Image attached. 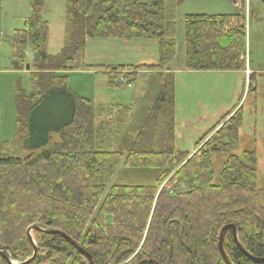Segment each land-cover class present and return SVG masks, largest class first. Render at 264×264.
I'll use <instances>...</instances> for the list:
<instances>
[{"label": "trees", "instance_id": "obj_1", "mask_svg": "<svg viewBox=\"0 0 264 264\" xmlns=\"http://www.w3.org/2000/svg\"><path fill=\"white\" fill-rule=\"evenodd\" d=\"M29 1L32 16L10 38L13 70H23L33 51L31 92L19 84L15 96V136L26 155L14 154L8 143L0 146V252L13 260L31 258L28 230L38 226L65 234L95 264H226L219 237L225 226L235 225L244 249L264 258V186H258L257 154L232 155L241 110L201 138L195 153L178 151L175 82L169 74L125 157L113 146L130 109L95 107L68 87L64 72L94 71L115 87L121 71L129 70L132 81L140 72L165 71L176 55L179 0H64V45L55 56L49 54L44 1ZM244 10L241 0L236 14L185 17L187 71L246 70ZM88 38L156 40L160 59L153 66L115 70L89 65ZM1 48L0 40V58ZM252 83L251 76V88ZM215 155H227L218 184ZM121 165L154 174L153 184L110 186ZM32 235L38 254L31 264H90L59 234ZM223 248L232 264H258L237 247L231 229ZM0 262L7 264L1 256Z\"/></svg>", "mask_w": 264, "mask_h": 264}, {"label": "rangeland", "instance_id": "obj_2", "mask_svg": "<svg viewBox=\"0 0 264 264\" xmlns=\"http://www.w3.org/2000/svg\"><path fill=\"white\" fill-rule=\"evenodd\" d=\"M43 1L42 18L50 25L49 54L55 56L61 52L64 45L66 2ZM234 1L179 0L177 5L176 55L172 61L174 70L178 71L174 76L176 149L184 152L192 151L193 148H197L196 142L207 133L204 128L216 127L228 109L231 111L228 119L241 110L243 123L238 131L239 144L234 148L232 155L242 156L243 152L249 151L250 148L256 151L258 186L262 187L264 186V0H257L251 6L246 5L244 10L247 32L246 68L252 71L254 82L252 88L248 71L246 74L243 71L189 72L185 68V17L189 14H231L238 10ZM0 11L3 17V23L0 25L2 42L0 70L4 71L5 68L12 69L11 35L15 30L24 28L25 21L32 16V8L29 0H4L3 6L0 4ZM159 59L160 47L156 40L90 38L86 40L85 62L89 65L120 66L118 64L123 62L137 64L142 60L157 64ZM32 67L33 51L30 49L27 53L26 66L21 70L24 75L17 76L16 80L14 77L0 78V146L5 143L10 144L14 154L20 156L26 153L20 151L19 141L15 136V97L13 98L12 95H14L13 88L19 84L27 94H30L31 77L28 73L32 71ZM13 72L17 73L16 70ZM129 72V70L119 72L120 78H127ZM67 73H71L68 76L69 89L81 98L90 99L95 107L125 106L130 109L132 116L129 126L126 124L119 130V134L123 136L121 144L113 146V151H119L126 157L150 107L158 97L163 78L155 74L139 73L132 81V87L128 88L119 86L117 82L115 87H110L108 78L94 71L77 70ZM226 158L227 155L213 157L216 169L215 184L219 183L221 167ZM153 175L148 171L130 172L121 165L110 186L152 185ZM12 261L23 262L13 259Z\"/></svg>", "mask_w": 264, "mask_h": 264}, {"label": "crops", "instance_id": "obj_3", "mask_svg": "<svg viewBox=\"0 0 264 264\" xmlns=\"http://www.w3.org/2000/svg\"><path fill=\"white\" fill-rule=\"evenodd\" d=\"M255 1H257V0H245V6L246 5H252V4H254V2ZM240 2H241V0H235L234 1V4H235V7L238 9L236 12H234V13H231V14H236L238 11H239V9H240ZM3 3H4V0L2 1V0H0V4H1V6H3ZM231 14H226V13H224V14H217V15H207V16H220V15H231ZM189 15H191V14H189ZM195 15H197V14H195ZM198 15H205V14H198ZM3 23V17H2V13H1V11H0V25ZM49 43H50V41H49ZM158 64V63H157ZM157 64H155V63H147V62H144L143 60L141 61V62H139V63H137V64H130V63H125V62H123V63H121V64H118V65H120V66H133V67H139V66H153V65H157ZM97 66H105V65H97ZM247 66V65H246ZM105 67H109V68H112V69H116L117 67H119V66H105ZM184 70H181V72H183ZM247 71H249V73H250V75H249V77H251L252 76V71H251V69L249 68V69H247L246 68V70L245 71H243V72H245V74L247 73ZM33 73H35L33 70L30 72V73H28V74H30V77H31V74H33ZM140 73H147V74H149V75H152V74H155V75H159L161 78H163V81H164V79L166 78V76H168L169 74H173L174 76H175V73H178V71L177 70H174V68H173V62L171 63V64H169V65H167V67H166V69H165V71H163V72H155V71H152V72H140ZM64 74H66V75H68L69 76V74H71V73H67V72H64ZM19 75H24V72H22L21 70H19V71H17V73L16 72H13V70L12 69H9V68H5V70L4 71H1L0 70V78H2V77H14L15 79L14 80H16V77L17 76H19ZM139 75V74H138ZM21 80V79H20ZM19 82V81H18ZM30 82H31V79H30ZM174 82H175V80H174ZM17 83V82H16ZM160 86H161V89H162V86H163V83H162V81H161V83H160ZM12 88H13V86H12ZM161 89H160V91H161ZM13 90H14V95H12V97L14 98L15 97V91H16V86L13 88ZM25 90V89H24ZM175 91H176V89H175ZM160 93V92H159ZM159 93H158V95H159ZM175 95H176V92H175ZM12 98V99H13ZM175 105H176V102H175ZM13 106H14V101H13ZM105 107V106H104ZM106 107H108V106H106ZM122 107H125V106H122ZM153 107V106H152ZM152 107H150V109H149V111H148V113H147V116H146V118H145V120L143 121V123H142V125L140 126V128H139V131H138V133H137V135H136V137H135V139H134V141L131 143V148H132V146H133V144H134V142H135V140H136V138H137V136H138V134L140 133V131H141V129H142V127H143V125L145 124V122H146V120L148 119V117H149V114H150V112H151V109H152ZM128 108V107H127ZM14 111H15V107H14ZM226 114H225V116L224 117H227V116H229V114L231 113V111L228 109V110H226V112H225ZM131 116H132V112H131V114H130V117H129V121H128V126H129V124H130V122H131V120H130V118H131ZM224 117L223 118H221V122H222V120L224 119ZM175 133H176V111H175ZM213 121V120H212ZM228 121V118H226V120H224L223 122H222V124H225L226 122ZM220 123V122H219ZM218 123V124H219ZM222 124H221V126H222ZM211 126H209V127H206V128H204L205 130L204 131H206L205 133V135H207L211 130H213L214 128H210ZM127 130V129H126ZM203 130V129H202ZM204 135V136H205ZM203 136V137H204ZM202 137V138H203ZM122 138H123V136H121L120 134L118 135V136H116V138H115V142H114V145H120L121 144V140H122ZM200 141V140H199ZM199 141H197L196 142V145H197V143L199 142ZM130 148V149H131ZM129 149V150H130ZM199 148H193V150L192 151H190V153H195L197 150H198ZM249 150H251V148L249 149ZM182 152H184V151H182Z\"/></svg>", "mask_w": 264, "mask_h": 264}, {"label": "water", "instance_id": "obj_4", "mask_svg": "<svg viewBox=\"0 0 264 264\" xmlns=\"http://www.w3.org/2000/svg\"><path fill=\"white\" fill-rule=\"evenodd\" d=\"M28 68V67H27ZM30 69V68H29ZM231 229L233 231V235H234V240H235V243L237 245V247L247 256L249 257L251 260H253L254 262L258 263V264H264V258H255V257H252L245 249L244 247L242 246V244L240 243V240H239V236H238V232H237V228L235 225H227L225 226L221 233H220V237H219V251L224 259V261L226 262V264H232L230 262V260L228 259L225 251H224V248H223V243H224V238H225V235L226 233L228 232V230ZM34 231H44L45 233L47 234H59L61 235L63 238H65L66 240L69 241V243H71L73 245V247L79 251L80 253H82L83 255H85L90 264H95V261L93 259V257L87 253L85 250H83L78 244H76L72 239H70L68 236H66L65 234H62L61 232L59 231H54V230H42L40 229L38 226H33L31 227L29 230H28V236H29V240L30 242L32 243L33 245V248H34V252H33V256L21 263H15L14 261L11 260V258L4 252H0V256L4 257L7 261L8 264H31L37 257V254H38V247H37V244L36 242L34 241L33 239V236H32V232Z\"/></svg>", "mask_w": 264, "mask_h": 264}, {"label": "built area", "instance_id": "obj_5", "mask_svg": "<svg viewBox=\"0 0 264 264\" xmlns=\"http://www.w3.org/2000/svg\"><path fill=\"white\" fill-rule=\"evenodd\" d=\"M117 82L120 86L126 85L128 88L132 87L131 84L128 83L127 79H125L124 77L119 78Z\"/></svg>", "mask_w": 264, "mask_h": 264}, {"label": "flooded vegetation", "instance_id": "obj_6", "mask_svg": "<svg viewBox=\"0 0 264 264\" xmlns=\"http://www.w3.org/2000/svg\"><path fill=\"white\" fill-rule=\"evenodd\" d=\"M2 257V256H1ZM5 261H6V259L4 258V257H2ZM6 263H7V261H6ZM8 264V263H7Z\"/></svg>", "mask_w": 264, "mask_h": 264}]
</instances>
